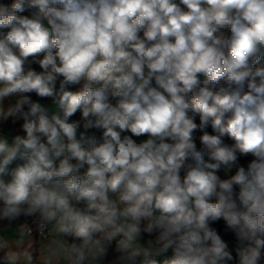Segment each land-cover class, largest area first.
<instances>
[{"label":"clouds","instance_id":"obj_1","mask_svg":"<svg viewBox=\"0 0 264 264\" xmlns=\"http://www.w3.org/2000/svg\"><path fill=\"white\" fill-rule=\"evenodd\" d=\"M9 120L0 221L51 225L43 264L264 261V0L0 3Z\"/></svg>","mask_w":264,"mask_h":264},{"label":"crops","instance_id":"obj_2","mask_svg":"<svg viewBox=\"0 0 264 264\" xmlns=\"http://www.w3.org/2000/svg\"><path fill=\"white\" fill-rule=\"evenodd\" d=\"M78 87L79 86H76V88ZM39 102L45 104L46 106L54 107V105L51 104L50 98H45L44 100H41ZM17 134H22L21 127L18 128L8 127L4 125V122H0V135L6 136L11 142V139L14 138V136ZM21 218L22 216L11 222L6 220L0 221V237H3L4 239L8 240L12 248L16 247V241L19 239L20 232L17 227L21 221ZM49 227H50V235L48 238L38 239L31 236H25L24 238L25 244L31 243L33 245V252H34L33 264H43L44 246L48 243L49 239L51 238V225H49ZM112 260L113 259L104 258V260L100 261L99 264H111ZM0 261H7L11 264L10 260L8 259V256L6 255V252L4 251H0ZM86 261L88 264H97V262L92 261L91 259Z\"/></svg>","mask_w":264,"mask_h":264},{"label":"trees","instance_id":"obj_3","mask_svg":"<svg viewBox=\"0 0 264 264\" xmlns=\"http://www.w3.org/2000/svg\"><path fill=\"white\" fill-rule=\"evenodd\" d=\"M13 2V0H0V3H4V4H11ZM33 67L39 71V66L38 65H33ZM74 90H78V88L74 89ZM32 99L34 101H41V100H44L45 98H39V97H36L35 94H32ZM74 118H79V113L76 114V116ZM198 122V120H197ZM22 122H16V123H13L12 121H9V122H6L4 123V125L8 126V127H14V128H18L20 127V124ZM208 131L211 133V129L209 128ZM197 138L201 135L200 132H196L194 134ZM197 143L199 144V141L197 139ZM251 157H248V158H242L241 159V163L242 164H245L247 163L248 160H250ZM221 178H225V176L221 177ZM217 230L218 232L222 235V237L226 240V242L229 243L230 247H235V241H234V238L232 236V234L230 232H228V230L226 229V226L224 225V223L222 221L220 222H217L216 224L213 225ZM69 241H71V238H68ZM114 248H115V242H113L112 246L109 248V252H108V255H107V259H113L117 253H115L114 251ZM0 264H10L9 262L7 261H0ZM83 264H88L87 261H84ZM261 264H264V261L261 262Z\"/></svg>","mask_w":264,"mask_h":264},{"label":"built area","instance_id":"obj_4","mask_svg":"<svg viewBox=\"0 0 264 264\" xmlns=\"http://www.w3.org/2000/svg\"><path fill=\"white\" fill-rule=\"evenodd\" d=\"M21 227H28L31 229V232L27 236L35 237L38 239L48 238L50 235V227L45 226L41 227L40 221L36 216H23L20 223L18 224V230L20 232Z\"/></svg>","mask_w":264,"mask_h":264},{"label":"rangeland","instance_id":"obj_5","mask_svg":"<svg viewBox=\"0 0 264 264\" xmlns=\"http://www.w3.org/2000/svg\"><path fill=\"white\" fill-rule=\"evenodd\" d=\"M219 175H220L221 177H223V176H225V173H224L223 171H221V172L219 173Z\"/></svg>","mask_w":264,"mask_h":264}]
</instances>
